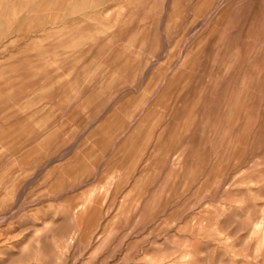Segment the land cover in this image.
<instances>
[{
	"label": "rangeland",
	"instance_id": "1",
	"mask_svg": "<svg viewBox=\"0 0 264 264\" xmlns=\"http://www.w3.org/2000/svg\"><path fill=\"white\" fill-rule=\"evenodd\" d=\"M0 264H264V0H0Z\"/></svg>",
	"mask_w": 264,
	"mask_h": 264
},
{
	"label": "bare ground",
	"instance_id": "2",
	"mask_svg": "<svg viewBox=\"0 0 264 264\" xmlns=\"http://www.w3.org/2000/svg\"><path fill=\"white\" fill-rule=\"evenodd\" d=\"M93 194V193H92Z\"/></svg>",
	"mask_w": 264,
	"mask_h": 264
}]
</instances>
